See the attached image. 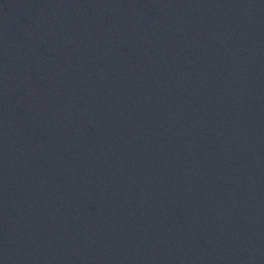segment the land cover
I'll list each match as a JSON object with an SVG mask.
<instances>
[{
	"label": "water",
	"instance_id": "1",
	"mask_svg": "<svg viewBox=\"0 0 264 264\" xmlns=\"http://www.w3.org/2000/svg\"><path fill=\"white\" fill-rule=\"evenodd\" d=\"M0 264H264V0H0Z\"/></svg>",
	"mask_w": 264,
	"mask_h": 264
}]
</instances>
